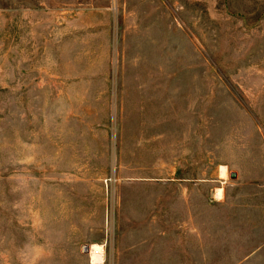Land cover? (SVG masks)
<instances>
[{
    "label": "rangeland",
    "instance_id": "374dc122",
    "mask_svg": "<svg viewBox=\"0 0 264 264\" xmlns=\"http://www.w3.org/2000/svg\"><path fill=\"white\" fill-rule=\"evenodd\" d=\"M102 262L264 264V0H0V264Z\"/></svg>",
    "mask_w": 264,
    "mask_h": 264
},
{
    "label": "bare ground",
    "instance_id": "6f19581e",
    "mask_svg": "<svg viewBox=\"0 0 264 264\" xmlns=\"http://www.w3.org/2000/svg\"><path fill=\"white\" fill-rule=\"evenodd\" d=\"M224 169H225V168H224ZM224 169L222 170V171H223V172H222L223 175H225V171H224ZM91 253L94 254V255L97 254V256H95V258H94L95 261H100V260H101V258H100L101 248H100V247H97V246L92 247V249H91ZM98 263H99V262H98ZM101 264H103V262H102Z\"/></svg>",
    "mask_w": 264,
    "mask_h": 264
},
{
    "label": "water",
    "instance_id": "95a60500",
    "mask_svg": "<svg viewBox=\"0 0 264 264\" xmlns=\"http://www.w3.org/2000/svg\"><path fill=\"white\" fill-rule=\"evenodd\" d=\"M232 178H233V179H234V178H236V175H235V174H233V175H232Z\"/></svg>",
    "mask_w": 264,
    "mask_h": 264
}]
</instances>
